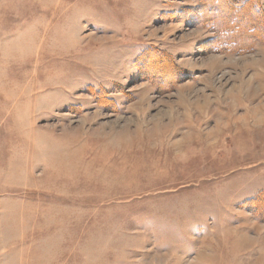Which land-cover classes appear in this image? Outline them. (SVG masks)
Listing matches in <instances>:
<instances>
[{"label":"rangeland","instance_id":"1","mask_svg":"<svg viewBox=\"0 0 264 264\" xmlns=\"http://www.w3.org/2000/svg\"><path fill=\"white\" fill-rule=\"evenodd\" d=\"M263 34L264 0H0V264H264Z\"/></svg>","mask_w":264,"mask_h":264},{"label":"trees","instance_id":"2","mask_svg":"<svg viewBox=\"0 0 264 264\" xmlns=\"http://www.w3.org/2000/svg\"><path fill=\"white\" fill-rule=\"evenodd\" d=\"M204 14V13H203ZM222 15H224V14H222ZM221 15V16H222ZM206 17V15H204V18ZM204 18H202V16H200V18H198V19H200V20H202V19H204ZM211 18L212 19H216V18H214L213 17V15L211 14ZM240 20L242 19V18H245V19H247L248 20V18L247 17H238ZM236 19L237 21H239V19ZM232 19L231 18H227V17H225L224 19H221L220 18V22H218V23H220V24H223V23H226V22H229V24H230V21H231ZM212 21V20H211ZM252 22V24L251 25H248V24H245V25H243L242 24V27H243V32H245L246 34L248 33V37H253V36H259V35H256L254 32L255 31H257L258 30V28H257V26H256V22L255 21H251ZM217 23V24H218ZM250 27H254L256 30L255 31H250ZM250 31V32H249ZM220 32V31H219ZM219 32H218V34H219ZM224 34V33H223ZM230 34H231V29L229 30V34H226L225 35V38H228L229 36H230ZM264 35V34H263ZM248 42V41H247ZM236 45V44H235ZM226 46H229V43H227V45Z\"/></svg>","mask_w":264,"mask_h":264}]
</instances>
